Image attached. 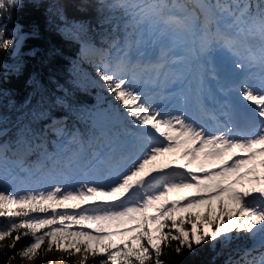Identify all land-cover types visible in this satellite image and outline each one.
I'll list each match as a JSON object with an SVG mask.
<instances>
[{"label":"snow or ice","instance_id":"6c2138e0","mask_svg":"<svg viewBox=\"0 0 264 264\" xmlns=\"http://www.w3.org/2000/svg\"><path fill=\"white\" fill-rule=\"evenodd\" d=\"M35 4L77 51H25L40 27H9L20 0H0L8 259L176 264L220 244L225 264H264V0ZM186 189L198 191L169 199Z\"/></svg>","mask_w":264,"mask_h":264},{"label":"trees","instance_id":"16d2710c","mask_svg":"<svg viewBox=\"0 0 264 264\" xmlns=\"http://www.w3.org/2000/svg\"><path fill=\"white\" fill-rule=\"evenodd\" d=\"M48 0H44L46 4ZM45 7H36L35 0H20V5L14 9L12 12L11 21L5 20L4 23L8 24L11 27L13 24L23 25L25 30H31L34 25H39L41 36L39 39L31 38L25 42L24 50L27 51L29 48L34 46H45L48 42H53L58 46H61L66 55L72 57L77 51V46L70 40H66L57 32H50L47 30L46 25V15ZM7 54H0V60L7 59ZM29 60V68L32 64L35 63V60L31 57H26ZM24 79L22 77L19 81L13 78L12 86H15L20 89L21 94L24 90ZM91 99V97H89ZM26 243L22 241L21 244ZM2 246L0 247V264H10L6 252V244L0 242ZM21 244H18L17 247H20ZM230 249L223 248L220 244L215 245V250L208 246L202 248H197L193 252L185 251L182 256H174L173 260L176 264H225V261L228 259ZM220 253V255H217ZM10 254V253H9ZM31 264H47L45 260L40 258L33 261Z\"/></svg>","mask_w":264,"mask_h":264},{"label":"rangeland","instance_id":"374dc122","mask_svg":"<svg viewBox=\"0 0 264 264\" xmlns=\"http://www.w3.org/2000/svg\"><path fill=\"white\" fill-rule=\"evenodd\" d=\"M167 161H164L163 159L159 164H157V167H163L164 163ZM176 163H183V160H176ZM196 192V189H186L181 191H174L173 193H170L171 195L176 196L177 198H181L185 195H189ZM104 199H107V197H101ZM170 199V198H169ZM215 203V201H213ZM179 214V213H178ZM118 239V238H114ZM2 246V245H0ZM45 260V263L47 264H78V262L81 259V255L78 253L74 254H67L63 250H47V251H39L37 254L33 255L30 258H21L19 255L14 256L10 260V264H31L33 261L37 259ZM88 264H91V258L89 257Z\"/></svg>","mask_w":264,"mask_h":264},{"label":"clouds","instance_id":"9594fccd","mask_svg":"<svg viewBox=\"0 0 264 264\" xmlns=\"http://www.w3.org/2000/svg\"><path fill=\"white\" fill-rule=\"evenodd\" d=\"M14 11V9H12L10 12H9V14H11L12 15V12Z\"/></svg>","mask_w":264,"mask_h":264}]
</instances>
